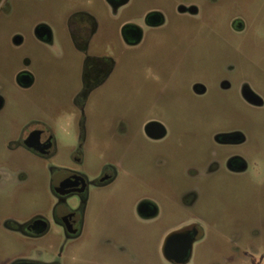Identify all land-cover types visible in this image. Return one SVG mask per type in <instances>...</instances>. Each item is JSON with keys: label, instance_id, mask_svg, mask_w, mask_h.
Returning <instances> with one entry per match:
<instances>
[{"label": "rangeland", "instance_id": "obj_1", "mask_svg": "<svg viewBox=\"0 0 264 264\" xmlns=\"http://www.w3.org/2000/svg\"><path fill=\"white\" fill-rule=\"evenodd\" d=\"M193 2L198 14L165 16L164 26L127 47L103 0H0V86L10 120L48 123L66 147L55 163L88 183L84 202L70 199L72 211L83 205L79 235L18 243L22 255L47 257L49 245L59 264H174L163 259L162 242L194 223L202 235L183 264H264V0ZM146 6L151 0L135 1V20L134 8ZM79 13L97 25L85 44L68 27ZM36 25L47 27L49 41L35 37ZM92 58L110 71L81 96L83 65ZM18 71L32 76L31 86L17 84ZM242 83L261 106L240 98ZM149 121L164 126L163 139L144 135ZM229 132L243 141L218 144L215 137ZM233 154L245 161L243 173L224 170ZM104 170L111 181L94 187ZM142 200L156 207L154 218L136 215ZM4 242L3 263L16 248Z\"/></svg>", "mask_w": 264, "mask_h": 264}, {"label": "flooded vegetation", "instance_id": "obj_2", "mask_svg": "<svg viewBox=\"0 0 264 264\" xmlns=\"http://www.w3.org/2000/svg\"><path fill=\"white\" fill-rule=\"evenodd\" d=\"M110 8L113 15L120 21L118 32L121 42L127 47L140 44L144 30L160 28L165 24V16L179 15L192 17L199 10L193 0H151V6L134 8L136 19L131 15L136 0H103ZM231 26L235 31H240L242 25L239 19L233 18ZM69 30L75 43L85 44L96 30L95 20L86 18L81 13L69 22ZM34 35L42 41L50 40V32L46 26L36 25ZM108 62L101 59H88L83 65L81 73V96H85L93 90L110 71ZM17 84L22 88L32 85L33 78L27 72L16 73ZM225 85V83H224ZM192 90L201 95L198 84ZM240 98L250 106H261V99L246 85L239 86ZM258 103H254L251 99ZM6 106L5 95L0 86V200L3 209L0 213V238L9 246L14 242V255L12 258L0 262V264H59L61 254H52L49 245L43 250L49 253L47 257L22 255L18 243H24L29 247H36L45 241L66 242L71 236L79 235L83 225V205L77 211L70 209V199L77 194L84 202L88 183L87 181L66 169V166L56 164L59 158L64 157L65 143L56 137L52 127L38 119L21 121L17 115L11 121V114ZM18 119H17V118ZM16 119V120H15ZM6 120L9 121L6 123ZM153 124V127H146ZM144 135L153 141H158L166 136V130L162 124L155 121L147 122L143 127ZM158 135V136H156ZM220 145H238L243 137L235 132L219 134L215 137ZM58 162V161H57ZM214 170L217 164H211ZM247 168L245 161L233 154L225 158L224 170L230 174L243 173ZM111 173L104 170L101 176L93 183L100 188L110 182ZM136 215L142 220L154 218L157 214L156 207L147 200L138 202ZM189 227L196 229L193 235V243L201 238L200 228L192 223L184 228L174 230L183 231ZM167 234L161 245V255L169 263H178L166 260L163 247ZM191 253V251H190ZM190 256V254H189ZM189 258V257H188ZM187 258V259H188ZM5 261V260H4Z\"/></svg>", "mask_w": 264, "mask_h": 264}, {"label": "water", "instance_id": "obj_3", "mask_svg": "<svg viewBox=\"0 0 264 264\" xmlns=\"http://www.w3.org/2000/svg\"><path fill=\"white\" fill-rule=\"evenodd\" d=\"M252 102L258 103L254 98L251 99ZM153 127V124H149L146 127ZM158 136V135H156ZM196 233V229L189 227L183 231H177L169 234L166 237L163 253L166 260H172L178 263H182L189 257L191 251V245L194 241L193 235Z\"/></svg>", "mask_w": 264, "mask_h": 264}]
</instances>
